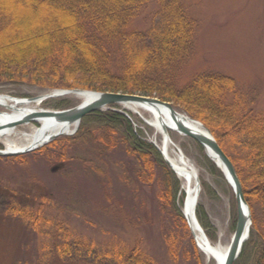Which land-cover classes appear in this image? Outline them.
Instances as JSON below:
<instances>
[{"label": "trees", "instance_id": "obj_1", "mask_svg": "<svg viewBox=\"0 0 264 264\" xmlns=\"http://www.w3.org/2000/svg\"><path fill=\"white\" fill-rule=\"evenodd\" d=\"M153 2L156 11L149 26L131 29L139 13ZM197 29L182 0H0V84L155 97L200 122L235 169L251 210L253 231H263L252 264H264V112L257 111L254 97L224 74L201 72L179 85L178 75L194 54ZM198 149L205 164L220 175ZM36 153L48 164L61 165L59 172L74 165L85 174H113L124 190L159 183L158 209L165 213V208H172L173 172L116 106L87 115L73 136L59 137L30 156ZM0 160L23 163L25 156ZM107 191L104 188L107 206L102 210L117 225L135 231L138 221L126 216L121 202L113 201ZM16 197H11L15 200L5 208V215L30 230L29 248L38 252L24 264H43L50 251L60 260L75 252L114 264H160L141 249L136 237L133 245L115 237L103 243L89 240L65 221L48 216L45 197L26 205ZM172 211L174 229H183L192 246L193 254L186 253L184 259L200 264L183 215ZM162 239L167 255L175 259V235L164 234Z\"/></svg>", "mask_w": 264, "mask_h": 264}, {"label": "rangeland", "instance_id": "obj_2", "mask_svg": "<svg viewBox=\"0 0 264 264\" xmlns=\"http://www.w3.org/2000/svg\"><path fill=\"white\" fill-rule=\"evenodd\" d=\"M182 1L189 14L197 21L198 29L193 57L182 67L178 75L179 85H184L201 72L224 74L233 78L242 92L254 97V107L257 111L264 112V0ZM155 11L154 2L147 5L130 28L146 29ZM45 93L49 91L24 84H0V95L14 99H32ZM78 104L80 102L73 97H61L49 99L41 107L55 111ZM118 111L132 121L136 132H141L148 143L152 142L153 130L142 119L136 115H128L123 107H118ZM0 112L5 110L0 108ZM17 128L26 130L27 126L18 124ZM169 136L175 150L180 151L197 172L200 192L196 218L203 231L210 235V238L207 237L212 242H216L217 226H223L228 238L230 233L234 232L237 217L232 188L220 172V175L214 173L205 164L193 140L176 132H169ZM32 153L24 154L25 163L18 160H0V264H24L30 256L38 253L29 248L33 239L30 230L19 219L5 215V208L10 201L15 200L12 196H18L16 199L22 205L31 204L33 199L41 196L45 197L48 201V216L65 221L76 233L89 240L103 243L115 237L133 245L136 237L140 241L141 249L160 264H197L193 258L190 261L184 259L186 253L193 254L190 239L180 227L174 229L169 216L174 213L172 208L179 215H183L177 206L179 184L175 176H172L175 182L172 208H165L163 213L158 209L155 198L159 183L153 188L124 190L113 174H85L74 165L65 166L62 172H59L60 168L52 173L51 168L58 164H48L38 153L31 157ZM106 187L110 198L121 202L126 216L132 219L134 217L138 221L135 231L129 227L123 228L121 224L117 225L112 215L102 210V207L107 206L103 198V190ZM258 221L260 222V217ZM168 233L174 234L177 239L175 259L167 255L162 239L163 235ZM262 243L263 231H253L251 220L249 238L234 264H252ZM197 253L200 264H205L199 250ZM43 264L114 263L95 261L93 255L75 252L68 259L60 260L50 251Z\"/></svg>", "mask_w": 264, "mask_h": 264}, {"label": "bare ground", "instance_id": "obj_3", "mask_svg": "<svg viewBox=\"0 0 264 264\" xmlns=\"http://www.w3.org/2000/svg\"><path fill=\"white\" fill-rule=\"evenodd\" d=\"M49 93L40 95V98L32 99H14L8 96L0 95V108L5 112H0V145L5 152H20L34 147L42 142V140L51 135L63 132L69 134L77 125L75 118H69L60 124H53L47 118H40L37 124L29 123L26 130H20L17 126L11 128L9 123L18 121L17 119L32 116L39 113H48L41 105L51 99L47 97ZM56 94V95H55ZM53 98L73 97L74 100L83 104H88L94 98L91 94H74L61 95L55 93ZM128 115H136L153 130V144L163 155L168 167L173 172L178 181L179 189L177 195V206L184 217L187 218L196 240L199 252L203 257L205 264H222L228 248L230 246L233 233L227 238V233L223 226H217V241L212 242L196 218V206L199 200L197 192L196 180L194 177L195 167L186 160L185 156H181L175 150L169 132H175V124L168 110L161 106H149L146 104H129L123 107ZM186 123L193 131L199 134H206L205 130L198 123L186 119ZM7 127V128H5ZM165 128V132L162 129ZM198 177V176H197ZM201 227L203 233L198 229ZM250 225L247 226L245 239L249 238ZM244 245V244H243Z\"/></svg>", "mask_w": 264, "mask_h": 264}, {"label": "water", "instance_id": "obj_4", "mask_svg": "<svg viewBox=\"0 0 264 264\" xmlns=\"http://www.w3.org/2000/svg\"><path fill=\"white\" fill-rule=\"evenodd\" d=\"M55 93H59V95H57L59 97L61 95H65V96L71 95L72 96L74 94L87 93V94L94 95V98L88 104L80 103L77 106H74L68 109L55 110V111H50L48 113H39V114L32 115V116H25V117L17 119L18 121L9 123V127L13 128L17 126L18 124H29V123L37 124V120L40 118H47L53 124H60L62 121L69 119V118H75L77 120V125L75 126L73 131L69 134H64L63 132H60V133L51 135L49 138L45 137L40 144L34 147H31L29 149L20 151V152H5L3 150H0V157H15V156H21L24 154H29L53 142L58 137L73 136L77 132L81 120L87 115H90L92 113L109 111L112 109V107H115V106L124 107L129 104H146L152 107L161 106L170 112L172 120L175 124V132L179 134L180 136L187 137L193 140L199 147H201L205 156L212 163H214L216 168L224 176V178L226 179V181L232 188L234 198H235V203L237 206V217H236L233 237L231 239L230 246L228 248L226 257L224 261L222 262V264H234V262L238 259V257L241 254L243 244L247 241V238L245 239L244 237H245L247 226L248 225L251 226L250 209L244 199V194H243L240 180L237 177V174L235 172V169L231 161L224 154V152L221 150V148L215 141L214 137L211 135L209 130L204 125H202L198 121H195L189 118L184 113L178 112L170 103L163 102L155 97L113 93V92H92V91H83V90L74 89V90H54V91H51L48 94V96L44 97L43 99H46V98L52 99L53 97H55L56 95ZM36 98H40V96ZM186 119L198 123L200 126L203 127L206 134H199L193 131L187 125ZM162 131L165 132L166 131L165 128H163ZM150 143L156 148L153 142H150ZM156 150L159 152L157 148ZM178 153L181 156H184L180 151H178ZM159 154L161 155V158L163 159L164 163L168 165L166 160L163 158V155L160 152ZM60 168H61V165H56L51 168V172L52 173L57 172ZM194 177H195L196 186H197V192L195 191V193L198 196L200 192V187H199V180H198L196 171H194ZM184 219L194 239L195 245L198 249L193 230L187 218L184 217ZM198 229L203 233L199 225H198Z\"/></svg>", "mask_w": 264, "mask_h": 264}]
</instances>
